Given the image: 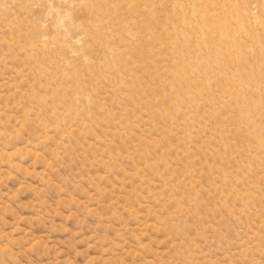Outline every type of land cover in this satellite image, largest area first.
<instances>
[{
	"label": "rangeland",
	"instance_id": "obj_1",
	"mask_svg": "<svg viewBox=\"0 0 264 264\" xmlns=\"http://www.w3.org/2000/svg\"><path fill=\"white\" fill-rule=\"evenodd\" d=\"M0 264H264V0H0Z\"/></svg>",
	"mask_w": 264,
	"mask_h": 264
}]
</instances>
